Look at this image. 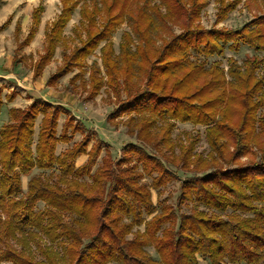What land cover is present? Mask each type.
I'll return each mask as SVG.
<instances>
[{
	"label": "trees",
	"instance_id": "1",
	"mask_svg": "<svg viewBox=\"0 0 264 264\" xmlns=\"http://www.w3.org/2000/svg\"><path fill=\"white\" fill-rule=\"evenodd\" d=\"M60 1L61 12L46 33L45 52L36 62L34 77L41 75L59 44L63 43L66 49L70 47L64 29L76 8H80L81 21L75 28V35L81 39V45L75 46L69 54L64 53L63 67L49 77V83L71 70L73 64L83 61L129 15L134 18V31L144 42L139 48L141 60L149 64L148 83L142 91L123 101L113 115L150 111L165 119L209 125V135L217 150L221 149L224 136L231 135L234 140V149L226 162L233 163L232 160L250 154L251 142L257 130L255 113L263 104V101H254V98L264 89V73L257 76L264 59H250L243 72L235 59L229 58V73L233 79L227 81L219 61L206 68L205 61H191L188 55L192 49L205 57L223 55L227 45L236 51L243 45L264 51V13L237 29L208 30L198 24L194 26L195 20L191 17L195 7L203 4L202 0H191L190 7L186 6L185 0H160L154 4L153 0ZM236 2L224 4L223 19H227V14L235 9ZM163 7L166 12L162 11ZM148 9L153 10L164 22H177L184 12L189 15L183 31L155 51L153 61L148 31L155 15L150 14ZM43 11V5L34 9L32 27L21 46L29 44L35 37ZM108 46L111 47L110 43ZM124 47L128 52V46ZM111 54V49L106 50L104 60L112 83L117 86L114 76L117 73L116 62L114 68L111 66L112 69L107 63ZM128 54L131 59L126 61L127 75L135 61L134 55ZM2 105L0 98V113ZM50 108L52 106L42 100H35L27 112L11 108L9 116L16 123H6L0 129V210L6 213L4 228L0 229V262L59 264V252L49 245L35 244L43 255L38 261L29 252L33 246L32 240L38 235L34 231L36 228L52 243L62 244L63 255L68 258L69 264H201L199 257L206 264L264 263V143L258 139L259 135L255 138L262 153L261 159L234 168L204 170L201 175L187 167L186 157L171 154L172 144H169L167 137L163 141L168 146L166 151L159 150L160 155H157L153 152L157 148L139 130L136 137L146 141L151 149L148 151L146 144L139 146L137 143H128L124 150L126 153L135 151L145 157L148 161V165L146 161L144 163L146 171L150 173L151 170L161 169L168 177L176 178L177 173L170 170L169 166H181L179 161L182 159L183 171L193 173L182 182L179 208L188 201H196L209 210L222 213L208 214L201 210L180 214L178 223L175 209L170 205H162V213L146 220L145 214H152L157 206L152 202L147 187L138 182L141 173L135 171V166H121L127 161L126 154L119 163L121 172L114 171L107 175L111 186L107 199H104L103 192H99L98 176V184L94 179L95 185L77 179L91 172L90 167L100 151L99 145H94L92 152L89 151L88 163L77 169L74 168V160L79 154L86 153L88 137L70 154L57 157L55 151L58 139L55 130L59 111L54 108L50 112ZM39 112L45 116L34 151V124ZM218 112L221 113L219 119ZM154 120L151 119L148 125ZM258 123L263 133L264 117ZM55 163H59L62 169L57 184L45 181L40 175L36 176L29 181L26 198L15 199L22 192V174H29L35 167L50 168ZM71 175L74 177L71 178ZM155 185L158 186L159 181ZM38 201H44L47 207L35 211ZM97 203H101L102 211L95 215L93 208ZM62 211L76 214L77 218L71 223L63 222ZM125 217L131 220L122 223ZM167 222H170V226H166ZM143 223L146 225L145 231L133 233V228ZM82 231L91 232V237L81 247L78 245L82 243ZM129 234H133V238L129 239ZM10 237L17 238L23 248L18 250L12 246L8 241ZM151 244L156 248L159 258L146 250Z\"/></svg>",
	"mask_w": 264,
	"mask_h": 264
},
{
	"label": "rangeland",
	"instance_id": "2",
	"mask_svg": "<svg viewBox=\"0 0 264 264\" xmlns=\"http://www.w3.org/2000/svg\"><path fill=\"white\" fill-rule=\"evenodd\" d=\"M86 1L90 2V0ZM159 1L153 0L152 3ZM185 1L186 6L190 7L191 0ZM202 1L203 4L195 7L191 17L195 20L193 22L194 26L198 24L208 30L237 29L252 21L255 16L264 13V0ZM235 1H237L235 9L227 14V19H223L222 15L225 14L224 4ZM39 5L44 6V11L41 14L36 35L29 44L21 46L32 27L33 11ZM61 9L62 3L60 0H0V98L3 101L0 113V129L6 123H16V120L13 121L10 118L9 109L14 108L19 112H27L35 100H42L52 106L50 112L54 108L59 111L55 130V137L58 139L55 151L57 157L70 154L72 149L88 137L89 143L86 153L79 154L74 160V168L77 169L88 163L90 159L89 151L92 152L94 145H99L100 151L90 167L91 172L77 179L87 182L89 185H95L94 179L98 184V176L100 182L99 192L100 194L103 192L104 199H107V193L111 186V180L108 179L107 175L114 171L121 172L119 163L126 154L127 161L121 166H135V171L141 173L138 182L147 187L152 202L157 206L155 212L150 215L145 214L146 220L162 213V205H170L175 209L178 215V223L180 214L187 215L194 211L203 210L208 214L222 215L221 212L213 209L209 210L202 204L196 203V201H188L179 208L182 182L186 177L193 175L189 171H183L181 168L182 159L179 161L181 166H169L170 170L177 173V177H168L161 169L151 170L150 173L146 171L144 163L146 161L148 165V161L144 159L145 157L138 155L135 151L126 153L124 147L128 143H137L139 146H144L146 141L143 142L136 137L138 131L141 130L148 137L145 139L157 148L153 152L160 155L159 150L163 152L168 147L163 143L167 137L169 144H172L171 154L177 157H186L187 167L195 174H201L204 170L228 169L258 161L261 159L262 153L255 136L259 135L258 139L264 143V132L262 133L258 123L264 117V89L257 93L254 98V101H263V104L255 113L257 119L255 128L257 130L251 142V152L238 160H232L233 163H228L226 161H228L229 155L234 149V140L231 135L224 136L221 139L223 141L221 149L217 150L213 146L209 135V125L165 119L159 115H153L150 111L147 113L126 112L116 116L113 115V112L123 101L142 91L148 83L149 64H145L141 60L142 55L139 48L144 42L142 43L140 36L134 31L132 24L134 18L129 15L126 21L107 40H103L83 61L73 64L71 70L49 83V77L63 67L64 53L69 54L75 46L81 45V39L76 38L75 35V28L80 25L81 21L80 8H76L64 29L70 47L66 49L63 43L59 44L55 49L54 56L45 65L41 75L34 77L36 62L40 60L41 55L45 52L46 33L52 22L60 14ZM134 11L136 13V9ZM148 11L150 14L155 15L154 22L148 31L153 61L156 57L155 51L160 50L174 35L183 31L186 23L188 24L189 15L188 12H184L177 22H164L153 10L148 9ZM162 11L166 12V8L163 7ZM82 36L85 39L83 32ZM109 43L111 47L108 46ZM124 45L128 46V52H126ZM108 49H111L112 54L107 63H109L110 68L111 66L114 68L115 62L117 65V73L114 75L117 86L113 85L111 75L107 69L108 66L104 60V53ZM191 51L188 55L189 60L197 63H204L203 61H205L206 68L212 66L215 61H219V67L224 70L227 81L233 79L229 73L231 67L229 58L235 59L236 64L243 72L246 71V62L250 59H264V51H257L248 45L241 46L238 51L227 45L223 55L209 57L200 55L195 49ZM128 53L131 56L134 55L133 59H135L129 75L126 74V67H128L126 61L131 59ZM263 73L264 62L258 69L257 76L260 77ZM44 116L43 112H39L35 120L32 144L34 151L40 136ZM153 118L155 119L154 122L148 125V122ZM219 118H221L220 112H218ZM146 123L147 125H144ZM145 147L148 151L151 149V145L146 144ZM1 168L0 163V171ZM61 171L60 164L55 163L50 168L40 169L35 167L29 174H22V192L17 194L15 199L26 198L29 181L32 178L40 175L45 181L57 184L61 177ZM70 177L74 176L71 175ZM158 181L159 185L156 186L155 182ZM46 207L47 204L44 201H38L35 211L44 210ZM101 211V203H97L93 208V212L97 215ZM61 213L62 221L66 223H71L74 218H77L76 214H70L66 211ZM5 220L6 213L0 210V229L4 228ZM130 220V218L125 217L122 223ZM166 226H170V222H167ZM145 228V223L136 225L133 228V233L137 231L144 232ZM34 231L38 235L32 240L33 246L29 252L35 257V260L38 261L43 258V255L39 253L35 246V244L40 243L42 246L49 245L59 252V264H69L68 258L63 255L64 248L61 243L58 241V243H52L39 229L34 228ZM87 232L89 233V231ZM91 232H93L92 229ZM81 233L82 243L78 246L82 247L89 241L91 235L90 233H83V231ZM17 235L21 237L19 233ZM128 238H133V234H129ZM16 239L10 237L8 241L12 246L21 250L23 247L18 244L19 242ZM146 250L155 258H159L154 245L147 246ZM199 259L201 264H206V261L202 260L201 257ZM0 264H14V262L4 260Z\"/></svg>",
	"mask_w": 264,
	"mask_h": 264
},
{
	"label": "crops",
	"instance_id": "3",
	"mask_svg": "<svg viewBox=\"0 0 264 264\" xmlns=\"http://www.w3.org/2000/svg\"><path fill=\"white\" fill-rule=\"evenodd\" d=\"M22 180H23V178H22ZM23 183V182H22Z\"/></svg>",
	"mask_w": 264,
	"mask_h": 264
}]
</instances>
